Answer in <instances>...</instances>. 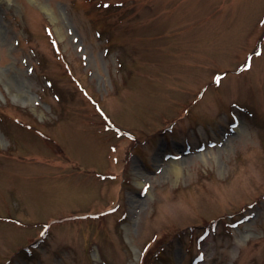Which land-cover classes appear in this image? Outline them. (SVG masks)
<instances>
[{
  "label": "rangeland",
  "instance_id": "374dc122",
  "mask_svg": "<svg viewBox=\"0 0 264 264\" xmlns=\"http://www.w3.org/2000/svg\"><path fill=\"white\" fill-rule=\"evenodd\" d=\"M0 264H264V0H0Z\"/></svg>",
  "mask_w": 264,
  "mask_h": 264
},
{
  "label": "bare ground",
  "instance_id": "6f19581e",
  "mask_svg": "<svg viewBox=\"0 0 264 264\" xmlns=\"http://www.w3.org/2000/svg\"><path fill=\"white\" fill-rule=\"evenodd\" d=\"M172 168H173V172H174L176 175H178V174H179V168L176 167L175 164H173Z\"/></svg>",
  "mask_w": 264,
  "mask_h": 264
},
{
  "label": "trees",
  "instance_id": "16d2710c",
  "mask_svg": "<svg viewBox=\"0 0 264 264\" xmlns=\"http://www.w3.org/2000/svg\"><path fill=\"white\" fill-rule=\"evenodd\" d=\"M197 243V242H196ZM156 254V253H155Z\"/></svg>",
  "mask_w": 264,
  "mask_h": 264
}]
</instances>
